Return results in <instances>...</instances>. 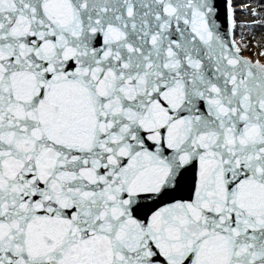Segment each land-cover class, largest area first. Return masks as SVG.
Wrapping results in <instances>:
<instances>
[{
  "label": "snow or ice",
  "instance_id": "1",
  "mask_svg": "<svg viewBox=\"0 0 264 264\" xmlns=\"http://www.w3.org/2000/svg\"><path fill=\"white\" fill-rule=\"evenodd\" d=\"M0 264H264V0H0Z\"/></svg>",
  "mask_w": 264,
  "mask_h": 264
},
{
  "label": "rangeland",
  "instance_id": "2",
  "mask_svg": "<svg viewBox=\"0 0 264 264\" xmlns=\"http://www.w3.org/2000/svg\"><path fill=\"white\" fill-rule=\"evenodd\" d=\"M244 54H245V55H251V53H249V52H245Z\"/></svg>",
  "mask_w": 264,
  "mask_h": 264
}]
</instances>
